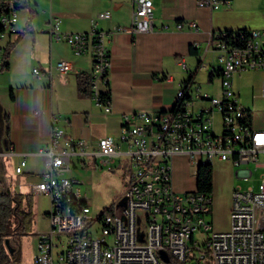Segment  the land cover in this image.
Instances as JSON below:
<instances>
[{
	"label": "built area",
	"instance_id": "1",
	"mask_svg": "<svg viewBox=\"0 0 264 264\" xmlns=\"http://www.w3.org/2000/svg\"><path fill=\"white\" fill-rule=\"evenodd\" d=\"M231 0H196L210 9L229 7ZM131 23L122 27L132 32L154 29L153 0H132ZM101 11L98 17H109ZM19 9L13 2L0 0V62L3 39L19 31ZM198 27L194 20H178L183 29ZM52 38H63L76 54L90 52L89 94L104 111H111L108 72L111 66L107 32L94 25L87 31H65L55 18L44 29ZM254 36H261L262 49H255ZM211 49L215 59L204 62L199 56L193 70L205 67L221 77V94L214 96L201 89L196 77L182 82L172 107L161 111H135L122 119L120 142L104 136L96 147L88 149L80 138H70L51 115L48 141L39 149L46 156L47 169L32 183L35 193L49 195L47 215L50 228L37 232L34 264H264V138L251 139L261 124L240 102L232 85V76L245 70H264V29H227L211 31ZM179 63L188 68L184 60ZM72 65L63 59L45 70L69 71ZM41 74L39 67H33ZM166 79L171 75L167 74ZM210 81V80H209ZM213 81V80H212ZM264 109V108H263ZM217 115L220 120L217 122ZM124 144V147L121 146ZM16 155L17 173H23L26 157L12 146L4 151ZM95 168H113L121 159L126 165L123 195L125 206L112 203L111 210L91 213L83 193L82 179L72 171L87 168L90 159ZM212 164L226 160L243 179H250L262 168L257 188L235 187L230 209V227L214 230L210 220L213 197L193 188L177 190L173 182V162ZM239 200H250L251 208H239ZM200 233L205 236L201 238ZM0 264H12L1 261Z\"/></svg>",
	"mask_w": 264,
	"mask_h": 264
},
{
	"label": "crops",
	"instance_id": "2",
	"mask_svg": "<svg viewBox=\"0 0 264 264\" xmlns=\"http://www.w3.org/2000/svg\"><path fill=\"white\" fill-rule=\"evenodd\" d=\"M28 1L34 10L32 26L26 28L30 9L21 8L19 12L25 13L18 19L19 31L2 41L4 49L9 42L14 45L8 66L0 69V102L3 112L9 115L8 146L25 155L23 181L30 187L47 169L46 156L39 149L49 139L53 113L57 114L65 135L82 139L88 149L96 147L98 139L104 136L120 142L125 114L172 107L178 88L188 77L183 75H189L188 69L195 68L199 56L204 62L215 59L210 46L211 31L264 29V0H231L229 7L217 9L199 6L196 0H153L154 29L147 32L122 29L131 23L132 0ZM101 11L109 12L110 16L98 17ZM55 18L65 31H87L95 25L107 32L111 111H104L89 92L78 90L77 76L81 72L90 73L92 55L88 51L76 54L65 39L52 38L44 29ZM178 20H194L198 27L190 29L185 25L178 29ZM63 59L71 63L69 71L53 69L50 73L45 70L51 63ZM180 60H184L188 68L183 67ZM33 67H39L41 74H35ZM246 71L264 70L234 74ZM167 74L171 75L169 80L165 78ZM252 109L254 118H260L263 124L258 127H264V117L255 115ZM6 148L1 151L3 154ZM5 155L16 163V155ZM89 159L87 169L94 167L93 158ZM217 162L226 168L233 165L226 160ZM32 173L39 175L34 177ZM216 208L218 221L224 215L227 218V223L219 228L228 229L230 195L226 205L217 199Z\"/></svg>",
	"mask_w": 264,
	"mask_h": 264
},
{
	"label": "rangeland",
	"instance_id": "3",
	"mask_svg": "<svg viewBox=\"0 0 264 264\" xmlns=\"http://www.w3.org/2000/svg\"><path fill=\"white\" fill-rule=\"evenodd\" d=\"M24 11L19 12L20 16L24 15ZM183 76H188L184 74ZM197 84L201 89L209 92L214 96L221 94V77L214 75L213 81L208 79L207 69L201 68L198 70ZM264 71H246L241 74H234L233 84L234 88L240 95V102L246 108H260L264 106ZM252 112L264 117V109L255 110ZM217 122L220 117L217 115ZM121 159H116L111 165L113 168H74L72 171L77 177L83 180L81 188L88 200L91 208V213L96 214L99 210L108 207L110 204L115 203L120 207L125 206V197L123 191L125 188L126 179V165L124 162L118 164ZM14 160L0 151V184L1 188L5 189L6 186L14 187L23 191H31L32 188L23 181L24 173H17L14 168ZM119 165V166H118ZM241 167V166H239ZM237 166L224 167L219 162L213 163V207L210 214V220L214 230H221L219 226L227 223L226 215L217 220L216 202L221 199L226 205L228 196L230 195V203H232V195L235 187L241 186L247 188L253 185L257 188L259 183L260 173L262 168H256L253 163L249 167H253L254 174L250 179H243L237 174ZM34 177L39 173H32ZM173 182L177 190H184L193 188L196 183V164L188 163L184 158H176L173 162ZM42 177V176H41ZM4 184H3V183ZM34 193V224L31 232L23 234L13 241L20 253L19 262L21 264H34L37 252V232L46 231L50 228V220L46 212L50 207L49 195L44 193ZM231 209V208H230ZM201 238L205 236L200 233ZM14 264V262H11Z\"/></svg>",
	"mask_w": 264,
	"mask_h": 264
},
{
	"label": "trees",
	"instance_id": "4",
	"mask_svg": "<svg viewBox=\"0 0 264 264\" xmlns=\"http://www.w3.org/2000/svg\"><path fill=\"white\" fill-rule=\"evenodd\" d=\"M5 2H13V5L18 9L29 8L30 16L27 20L26 28L32 25L34 10L30 7L28 0H3ZM0 26V31L2 30ZM246 30V28H240ZM233 29H227L231 34ZM14 42H9L4 49L3 59L0 69L8 66V57ZM196 75L191 73L188 75L185 82L192 81ZM214 74L210 73L208 79L212 81ZM109 84V81H108ZM78 90L83 93L89 92V73L81 72L77 76ZM110 90V88H109ZM110 91H102V96L106 99L110 95ZM8 113L3 112V107L0 102V151L8 147V139L6 134L9 130ZM1 186V184H0ZM196 188L199 192H206L212 195L213 189V165L200 164L196 171ZM112 205V204H111ZM111 205L104 208V212L111 210ZM34 193L31 191H19L6 186L5 189L0 187V262L10 261L18 264L20 253L13 241H16L19 236L29 233L33 229L34 224ZM9 239L10 244L14 247L11 253L5 243ZM21 264V263H20Z\"/></svg>",
	"mask_w": 264,
	"mask_h": 264
},
{
	"label": "bare ground",
	"instance_id": "5",
	"mask_svg": "<svg viewBox=\"0 0 264 264\" xmlns=\"http://www.w3.org/2000/svg\"><path fill=\"white\" fill-rule=\"evenodd\" d=\"M255 49H262V38L261 36H254ZM250 115L253 114L250 111ZM254 118V116H253ZM264 138V127H257L253 132H251V139L261 140ZM200 164H206V162H199ZM239 208H251L250 200H239Z\"/></svg>",
	"mask_w": 264,
	"mask_h": 264
},
{
	"label": "water",
	"instance_id": "6",
	"mask_svg": "<svg viewBox=\"0 0 264 264\" xmlns=\"http://www.w3.org/2000/svg\"><path fill=\"white\" fill-rule=\"evenodd\" d=\"M5 243L9 249V251L12 253L14 251V247L10 244L9 239H6Z\"/></svg>",
	"mask_w": 264,
	"mask_h": 264
},
{
	"label": "flooded vegetation",
	"instance_id": "7",
	"mask_svg": "<svg viewBox=\"0 0 264 264\" xmlns=\"http://www.w3.org/2000/svg\"><path fill=\"white\" fill-rule=\"evenodd\" d=\"M18 264H20V263H18Z\"/></svg>",
	"mask_w": 264,
	"mask_h": 264
}]
</instances>
